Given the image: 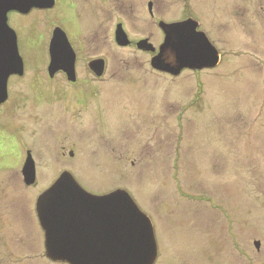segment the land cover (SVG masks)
<instances>
[{
    "label": "rangeland",
    "instance_id": "rangeland-1",
    "mask_svg": "<svg viewBox=\"0 0 264 264\" xmlns=\"http://www.w3.org/2000/svg\"><path fill=\"white\" fill-rule=\"evenodd\" d=\"M189 18L218 65L153 68L159 21ZM8 23L25 73L0 109V264H69L47 257L36 211L65 172L92 194H130L152 221L154 264H264V0H55ZM118 24L132 44L116 43ZM56 27L82 60L106 59L101 78L84 64L77 84L49 77Z\"/></svg>",
    "mask_w": 264,
    "mask_h": 264
},
{
    "label": "water",
    "instance_id": "water-1",
    "mask_svg": "<svg viewBox=\"0 0 264 264\" xmlns=\"http://www.w3.org/2000/svg\"><path fill=\"white\" fill-rule=\"evenodd\" d=\"M54 5L55 0H0V105L8 99L9 78L24 74L18 36L8 23V14L14 11L28 14L32 9H49ZM159 26L165 40L159 53L151 60L153 68L178 75L185 68L202 69L218 65V50L204 32L197 30L195 20L161 21ZM116 42L120 46L130 44L121 24L116 29ZM147 43L143 40L137 46L154 52V47ZM49 52L50 76L63 68L73 81L75 53L61 28L54 30ZM91 66L98 75L102 74V61L95 60ZM33 165L29 154L24 167L27 185L36 179ZM36 211L45 233L47 257L53 261L69 264L156 262L158 249L152 221L125 190L95 195L65 172L39 196ZM255 246L259 249V242Z\"/></svg>",
    "mask_w": 264,
    "mask_h": 264
},
{
    "label": "flooded vegetation",
    "instance_id": "flooded-vegetation-1",
    "mask_svg": "<svg viewBox=\"0 0 264 264\" xmlns=\"http://www.w3.org/2000/svg\"><path fill=\"white\" fill-rule=\"evenodd\" d=\"M152 9V8H151ZM32 10H36V9H32ZM31 10V11H32ZM41 10H43V9H41ZM151 12V11H150ZM12 14H18V12H12ZM151 15H152V17H153V13H151ZM83 16H84V14H83ZM159 23H160V21H159ZM119 25V24H118ZM160 27V26H159ZM56 28H60V27H56ZM55 28V29H56ZM54 29V30H55ZM61 29L66 33V35H67V38H68V40H69V42H70V44H71V46H72V48H73V51H74V53H75V59H74V63H73V65H74V80L72 81V80H70L69 79V77H68V72H66L63 68H59L57 71H56V73L54 74V76H50V73H49V71H48V68H49V65H50V62H51V57H50V52H49V59H50V62H49V65H48V68H47V71H48V74H49V77H55V76H58V75H61V76H63L64 78H66L67 79V81L70 83V84H77L78 82H79V67L82 65V64H84V66H85V68L87 69V70H89L91 73H93L96 77H98V78H101L104 74H105V71H106V59H104V58H102V57H92V58H90V59H86V60H82L81 58H83V56H81L80 55V51L77 49V48H75L74 47V45H73V37L71 36V34L69 35V33H68V31H66V30H64L62 27H61ZM117 29V28H116ZM54 30H53V33H54ZM197 30H199L198 28H197ZM161 31H162V33H163V35H164V40H165V34H164V32H163V30H162V28H161ZM53 35V34H52ZM70 37V38H69ZM147 40V39H146ZM115 41H116V31H115ZM148 41V40H147ZM117 43V42H116ZM118 44V43H117ZM130 44H132V41H130ZM119 45V44H118ZM161 46V45H160ZM160 46L158 47V49L157 50H159V48H160ZM155 50H154V53H156V48H154ZM158 53H159V51H158ZM158 53H156V55L158 54ZM21 55V54H20ZM155 55V56H156ZM21 57H22V55H21ZM22 59H23V57H22ZM95 60H99V61H102L103 62V65H104V68H103V72H102V74L101 75H98L95 71H94V69H92V66H91V63L93 62V61H95ZM83 61V62H82ZM23 63H24V73H25V62H24V60H23ZM65 65V64H64ZM67 65V64H66ZM96 69V68H95ZM189 68H185V69H183L181 72H183V71H185V70H188ZM158 70V69H157ZM159 71H161V70H159ZM161 72H165V71H161ZM166 73H169V72H165V74ZM24 75V74H23ZM23 75H12L10 78H9V81H10V79L12 78V77H21V76H23ZM8 97H9V92H8ZM8 100V99H7ZM7 100L4 102V103H6L7 102ZM4 103H2L1 105H0V109L2 108V106L4 105ZM30 154V156H31V158L33 159V157H32V155H31V153H30V151H29V153H27V155H29ZM28 157V156H27ZM33 163H34V169L36 170V164H35V161H34V159H33ZM23 166H25V163H24V165ZM35 174H36V171H35ZM40 224V223H39ZM41 226V225H40ZM42 229V228H41ZM156 238V237H155ZM157 243V242H156ZM157 249H158V245H157ZM159 257V251H158V255H157V258Z\"/></svg>",
    "mask_w": 264,
    "mask_h": 264
}]
</instances>
